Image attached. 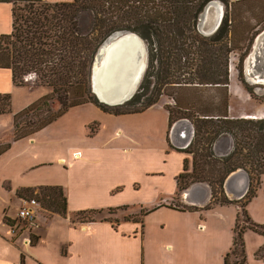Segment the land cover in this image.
Returning a JSON list of instances; mask_svg holds the SVG:
<instances>
[{"label": "trees", "instance_id": "trees-1", "mask_svg": "<svg viewBox=\"0 0 264 264\" xmlns=\"http://www.w3.org/2000/svg\"><path fill=\"white\" fill-rule=\"evenodd\" d=\"M214 1L73 0L48 3L45 0H0V3L13 5V32L0 36V70L12 72L16 87H27L33 77L40 85L52 89L51 94L13 115L14 142L35 136L75 108L94 104L114 116L142 113L157 105L163 94L172 90L174 106L167 108L170 126L187 119L194 127L192 142L182 149L193 156V169L187 174L186 160L184 172L177 179L179 191L190 190L196 184L205 185L212 190L213 206L240 208L233 247L227 258L244 259L245 233L250 230L264 236V225L255 223L247 210L257 196L264 176V119L230 116L231 56L244 49L241 45L244 38L243 34L236 38L238 30L235 20L230 18V0H218L227 8L218 31L212 36L199 32L200 17ZM86 12L93 15L92 28L88 31L80 23L81 14ZM119 34H136L144 41L148 48V68L134 98L122 106L109 107L92 97L91 73L100 47ZM243 61L242 57L237 68L239 78L253 96L243 76ZM207 91L208 95L205 94ZM211 91L215 94H210ZM52 100L60 104L59 111H53ZM139 104L142 107L136 109ZM12 107V96L0 94V116L11 114ZM178 114L180 116L175 119ZM224 140L230 146L220 156L217 151ZM201 147L206 154L200 153ZM10 149L11 144L0 148V157ZM239 172L248 175L249 190L243 199H230L226 195V183ZM41 190L45 191L43 201L52 213L66 217L67 198L63 188L43 187ZM169 207L179 211L197 209ZM125 208L128 207L108 211ZM210 208L206 206L207 210ZM104 212L87 210L76 213L72 220L95 222L97 219L92 216ZM140 220L125 218V221ZM36 243L37 239L32 236L31 244ZM262 252L264 247L256 254L258 260H264Z\"/></svg>", "mask_w": 264, "mask_h": 264}, {"label": "crops", "instance_id": "crops-1", "mask_svg": "<svg viewBox=\"0 0 264 264\" xmlns=\"http://www.w3.org/2000/svg\"><path fill=\"white\" fill-rule=\"evenodd\" d=\"M46 1L61 3L73 0ZM10 8L12 18V6L0 3V13ZM224 16L223 12V19ZM1 20L5 21L4 16ZM3 33L1 31L0 35ZM255 49L254 43L244 60L243 69L248 83L264 86V77L252 75L257 63ZM0 71L7 73L0 75L4 80L5 77L11 79L13 88H16L12 72ZM234 71L231 61L230 116L264 119V104L253 101L240 85L239 74ZM103 115L101 125L96 121H83L82 140L66 148L62 156L55 151L54 160L30 165L24 162L18 166V176L23 177L29 172L59 165L55 169L59 178L61 173L64 174L63 181L52 179L38 184L18 183L16 176L6 174V165L0 164L3 165V173L0 174V264H214V256H219L221 264H264V260L256 258L264 247V236L250 230L244 235L246 257H235L233 261L227 258L233 247L239 207L213 206L207 210L206 205L211 203V192L208 190L209 196L202 205L190 203L196 206V211L168 208L176 200L179 192L177 179L184 172V163L190 157L177 149H186L191 143V123L180 127H176V123L171 127L169 113L161 103L142 113ZM114 122L117 125L119 122L121 125L130 123V129L115 125L111 130L109 125ZM95 124L96 130L92 131ZM36 136L7 144H11L12 149L17 143L34 141ZM224 147L228 148L229 143ZM7 153L0 157V163ZM47 186L63 188L67 198V216L54 214L48 219L40 212L37 226L32 230L37 239L35 245L25 237L26 230L16 237L12 236L11 226L17 220L23 199H19L20 190ZM183 198L188 201L186 194ZM109 199L110 202H107ZM160 206L184 219L186 229L181 223L171 232L162 230L158 233L148 231L140 222L125 221L123 217L118 225L102 220L86 223L72 220L76 213L87 210L107 211L123 207L136 210L140 207L142 213L163 208ZM247 210L255 223L264 225V176L257 196ZM214 224H218L215 240Z\"/></svg>", "mask_w": 264, "mask_h": 264}, {"label": "rangeland", "instance_id": "rangeland-1", "mask_svg": "<svg viewBox=\"0 0 264 264\" xmlns=\"http://www.w3.org/2000/svg\"><path fill=\"white\" fill-rule=\"evenodd\" d=\"M45 2L47 1L45 0ZM214 2L216 3H214L211 7H214L216 9L217 6L218 7L220 6V8H222V11L226 14V11H227L226 6L218 0ZM237 2L239 3L236 4ZM10 5L12 6V9H13V5L12 4ZM21 5L24 6L25 4L21 3ZM1 16H4L5 21L2 22ZM230 18H231V21L235 20L234 23L235 25H237L236 29L239 32H241L239 33L238 31H236L237 32L236 38L241 34H243V38H244L243 43H241L244 49L241 52L240 51L234 52L231 56V61L233 62L234 69L236 70L234 71V73L239 74V71L237 68H238V65L240 64V59H242V57L244 60L246 59L248 53L251 51L253 44L255 43V47H256L255 60H257V63L255 64L253 68L252 75L264 77V35L262 34L264 33V0H234V1L230 0ZM12 20H13V13H12V18H11V8L9 10L6 9L4 13L3 12L0 13V32L4 31L2 35H10L13 32ZM80 23H81L82 28L85 31L90 30L93 24V15L88 12L81 14ZM199 23H200V20H199ZM198 30L202 35H204V33L200 31L199 25H198ZM137 43L141 45V42L137 41ZM144 48L147 51L146 54H143L142 51H138L135 56V50L133 51L134 55L132 54V61L137 62V64L139 65L143 59L144 61L146 59L147 61L146 71H147L148 48L145 43H144ZM243 64H244V61L241 66H242V71H243L245 82L248 85V87L251 88V91L253 93V96L250 94L251 98L256 104H264V86L254 85V84H250L247 82L246 75L243 69ZM146 71L142 77V81L144 80ZM0 74H7V73H5L4 71H0ZM142 81L140 82L138 86V90L141 86ZM239 82H240V85H242V87L248 92V90L246 89V86L240 81V78H239ZM151 90L153 91V88ZM171 91L172 90H170L167 94H163V96L160 98V101H159V103L165 106L166 110L168 107L173 108L174 106L173 96H172L173 94L170 93ZM0 92H1L0 94H10L13 98L12 113L9 115L0 116V148H2L7 143L13 144V131H14L13 115L15 113H18L24 110L25 108H27L28 106H30L31 104L39 100L41 97L51 94L52 89L47 86L40 85L38 80L33 77L29 79V82L27 83V87L13 88L12 80L11 79L7 80V77H5V80H4L3 77L0 75ZM205 94L208 95L209 91H207ZM210 94H215V93L211 91ZM91 95L92 97L94 96V98L97 99L95 95L93 94ZM145 100L146 98L143 99V101ZM51 107L54 112H57L60 109V104L56 100H52ZM141 107H142L141 104H139L135 108L139 109ZM103 114H105V112L102 111L99 107H97L94 104H88L85 107H83V109H78V111L68 112L65 115H63L58 121L50 125L48 128L36 134L37 136L35 137L34 141H26V142H20V143L15 144L13 148L10 150L11 153L9 154L7 153L5 155L4 161L1 162L0 164L6 165V172H7L6 174L10 173L12 174V176L13 175L16 176V180L18 183L38 184V183H44L42 181H46V180L50 182L52 179H61V181H63L64 174L61 173L60 178H59L57 169H55V168H58L59 165L55 166V168L48 166L47 168H44V169H40V170L38 169L34 172H29L23 177L18 176V173H19L18 166H21L24 162H26L27 165H30L32 163H38V162L46 163L48 161L54 160L55 151L59 152L60 156H62L63 153H66V148H69L71 145L78 143L82 140L83 135L81 132L82 130L81 127H82L83 121H91V122L96 121L99 123V125H101L102 123L101 118L104 116ZM109 115L110 114H108V116ZM179 116H180L179 114L175 116V119L176 117H179ZM186 120L184 119L183 121H186ZM180 121H176V123ZM114 123L115 124L111 123L109 125L111 130H113L114 126L117 125V122H114ZM122 125H124L126 129L128 128L130 129V123L127 124L124 122L122 123ZM122 125H121V122H119V125H117L116 127H119ZM96 127H97V124L93 125L91 130L95 131ZM192 129L194 131L193 126H192ZM193 138H194V135L192 137V140ZM226 141L224 140L220 143V146L217 151L218 155L220 154V156L227 151L226 147H224L225 145H228L227 143L228 141L227 142ZM189 145L190 144H188L187 147H189ZM177 150L183 152L182 148L180 149L178 148ZM200 153L206 154L207 151L205 150L204 152L201 147ZM189 156L190 157L187 159L188 169H189L187 174H191L192 169H193V156L192 155H189ZM65 166H66V163H65ZM60 168H63V167H60ZM2 170H3V165H0V174L3 173ZM196 186L197 184L192 187L194 188ZM47 187H56V186H47ZM203 187L205 189H208L211 192V203H209L206 206L212 207L214 205L212 190H210L205 185H203ZM41 188L43 187L36 188L35 190L31 189V191L20 190L19 199L20 198L36 199L40 204H42L43 210L41 214L45 218L50 219L54 214L49 209L48 205L43 201L45 197L43 196V194L45 193V191L41 190ZM201 190L203 189L201 188ZM186 191H183V192L179 191L176 197V200L174 201L172 205L177 206V208L181 210H185L189 208H196V206H192L190 204L192 201L188 202L189 200L188 201L184 200L183 196L185 195ZM127 194L129 195V193ZM226 195H227V192H226ZM229 198L236 199V198H231V197ZM191 200H193V198H191ZM107 202H110V199L107 200ZM243 203H244V200H243ZM134 209L135 208H132V209L125 208L121 210H114L111 212L107 210L101 215L92 216V218L97 219V220H107L112 223H117V221L120 222L121 217H123V220L125 218L141 219L140 224L142 223L144 227L148 229V231L152 230L158 233H161L162 230H164L167 233L171 232L172 229H175V227L180 225L181 223H184L183 228L186 229V221L184 219H180V216L178 217L177 215H175V212L169 211L167 208L165 209L163 207L149 214H145L144 212L141 213L140 207H138V209L136 210ZM147 212H150V211L147 210L146 213ZM8 224L13 225V222L11 223L9 222ZM217 226L218 224H214V240L216 237L215 229H217ZM26 232L28 233L25 234V237L31 240V237L34 236V231L26 230ZM15 235L17 234H14L12 232V236L16 237ZM263 254L264 252L261 253V255ZM230 258H232V261L235 260V257L234 258L230 257ZM218 263L221 264V260L219 256H214V264H218Z\"/></svg>", "mask_w": 264, "mask_h": 264}, {"label": "bare ground", "instance_id": "bare-ground-1", "mask_svg": "<svg viewBox=\"0 0 264 264\" xmlns=\"http://www.w3.org/2000/svg\"><path fill=\"white\" fill-rule=\"evenodd\" d=\"M137 41L134 36L120 34L103 46L95 76V90L100 98L117 102L137 92L147 64L146 59L139 65L132 61L133 51L139 45Z\"/></svg>", "mask_w": 264, "mask_h": 264}, {"label": "water", "instance_id": "water-1", "mask_svg": "<svg viewBox=\"0 0 264 264\" xmlns=\"http://www.w3.org/2000/svg\"><path fill=\"white\" fill-rule=\"evenodd\" d=\"M214 3H216V2L211 3L205 9V11L202 13L201 18H200L199 28H200V31L202 33H204L205 36L213 35L219 29V27L223 21L222 8H220V6L216 7V9L214 7H211ZM122 35H123V37L129 36V35L134 36L141 42V45L139 44L136 46L135 56H136V53L138 51H142L143 54H146L147 51L144 48V41L138 35H136V34H122ZM115 36H118V35H115ZM113 37H111V38H113ZM105 43L98 50L97 55L94 59L93 66H92V73H91L92 93L96 96L97 100L103 105H106L109 107L122 106V105L128 103L129 101H131L134 98L135 94L131 95L130 97H128L126 99H122V100H119L117 102H112V101H107V100L100 98L98 96L96 90H95L96 63H97L98 58H100V56H101V50L103 49V46L105 45ZM142 47H143V49H142ZM146 67H147V64H145V69H146ZM252 119H256V118H252ZM182 124L190 125L188 123V121H180L177 123L176 127H180ZM190 128H191V126H190ZM191 130H193V129L191 128ZM193 135H194V133H193V131H191L189 133V141L192 140ZM185 145H187V143L184 144L183 146H185ZM249 185H250V180H249L248 175H246L243 172H239V173L232 175L228 179V181L226 183V192L232 198L242 199L247 194V192L249 190ZM201 188L203 190H201ZM185 194H186L187 200L192 201L193 204L202 205L206 201V199H207L206 197L209 196V191H208V189H205L203 187V185H197L193 189L191 188L190 190L186 191ZM191 198H193V200H191Z\"/></svg>", "mask_w": 264, "mask_h": 264}, {"label": "built area", "instance_id": "built-area-1", "mask_svg": "<svg viewBox=\"0 0 264 264\" xmlns=\"http://www.w3.org/2000/svg\"><path fill=\"white\" fill-rule=\"evenodd\" d=\"M41 211V204L36 199H21L17 220L11 226L12 232L18 235L25 230L32 231L37 226L38 215Z\"/></svg>", "mask_w": 264, "mask_h": 264}]
</instances>
